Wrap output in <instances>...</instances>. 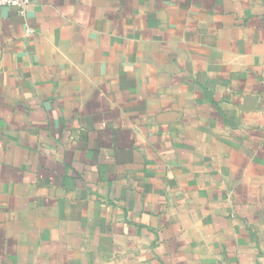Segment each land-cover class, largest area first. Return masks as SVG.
<instances>
[{
    "label": "crops",
    "instance_id": "obj_1",
    "mask_svg": "<svg viewBox=\"0 0 264 264\" xmlns=\"http://www.w3.org/2000/svg\"><path fill=\"white\" fill-rule=\"evenodd\" d=\"M0 264H264V0L0 8Z\"/></svg>",
    "mask_w": 264,
    "mask_h": 264
},
{
    "label": "built area",
    "instance_id": "obj_2",
    "mask_svg": "<svg viewBox=\"0 0 264 264\" xmlns=\"http://www.w3.org/2000/svg\"><path fill=\"white\" fill-rule=\"evenodd\" d=\"M32 3L33 0H0V8H13L23 15L30 8ZM28 33H31V31L29 30Z\"/></svg>",
    "mask_w": 264,
    "mask_h": 264
}]
</instances>
